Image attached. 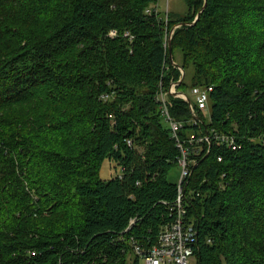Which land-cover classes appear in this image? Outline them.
<instances>
[{
  "label": "trees",
  "instance_id": "trees-1",
  "mask_svg": "<svg viewBox=\"0 0 264 264\" xmlns=\"http://www.w3.org/2000/svg\"><path fill=\"white\" fill-rule=\"evenodd\" d=\"M157 1L0 0V264H138L176 218L157 93L189 65L177 87L212 85L210 116L169 95L179 138L235 140L189 155L193 264H264V0Z\"/></svg>",
  "mask_w": 264,
  "mask_h": 264
},
{
  "label": "built area",
  "instance_id": "built-area-1",
  "mask_svg": "<svg viewBox=\"0 0 264 264\" xmlns=\"http://www.w3.org/2000/svg\"><path fill=\"white\" fill-rule=\"evenodd\" d=\"M168 38L169 33L166 36V40H168ZM173 85H175V83L171 81L168 90L160 89L157 93V100L160 102L162 115L168 122L172 135L175 137L176 144L180 149L181 156L178 160L180 165V176L177 182L178 195L174 203L177 214L175 220H171L161 228L157 237V243L147 254H143L138 245L134 246L135 253L141 256L140 258L143 259L144 264H192L196 228L192 223L185 222V209L181 204L183 180L190 171L188 169L189 163L195 162L194 158H190L189 155H198L203 150V143L205 141L211 142L212 138L227 144L233 149L235 148V140L232 134L219 133L213 128L210 132L208 131V133L205 134H199L197 136L195 133H190L186 139L179 138L178 131L182 127L183 122L175 119L169 112V106L171 105L169 92L174 89ZM210 91H212V85L206 87L200 86L194 89L195 102L191 100V104L189 105L190 112L194 116H196L195 109L200 112L203 118L206 119V116H208ZM193 122L196 123L197 119H193ZM186 143L188 144L186 145ZM193 143L198 144L196 145Z\"/></svg>",
  "mask_w": 264,
  "mask_h": 264
},
{
  "label": "rangeland",
  "instance_id": "rangeland-1",
  "mask_svg": "<svg viewBox=\"0 0 264 264\" xmlns=\"http://www.w3.org/2000/svg\"><path fill=\"white\" fill-rule=\"evenodd\" d=\"M157 7H158V10H160L161 12H166V11L170 10V12L173 14V16L174 15L177 16V15L183 14L185 12L186 3H185L184 0H158L157 1ZM173 57H174V62L175 63H178V64L181 63V52H180V50L177 47L174 49ZM192 73H193V68H192L191 65H189L186 68V70L184 71V76L183 77H182V71H181L180 78L177 81L174 82L175 83V85H173L174 89L169 92V95H172V96L175 95L177 97H181L185 101H187V98H189L190 100L195 102L194 89L197 88V87H200V86L195 85V86H192V87H187L185 89V91L180 90L177 87V85L184 79V77H185V82L188 83ZM187 103H188V101H187ZM189 105L190 104L188 103V106ZM189 110H190V108H189ZM209 114H210V104H209ZM209 114H208V116H209ZM208 116H206V119H205L207 122L209 120ZM189 134L190 133H188V135ZM209 143H211V142H209ZM196 156H195V159H196ZM191 164H193V163H189V165H188V169L189 170H191L190 169ZM119 171L120 170H119L118 167L115 168L113 166V163H111L109 160L105 159L102 162V164H101L99 174H100V176L102 178H108L111 175L119 173ZM179 173H180V167L175 165L169 170L168 178L171 181L176 182L178 177H179ZM189 223H191V222H189ZM138 264H144L142 258L139 259ZM192 264H193V261H192Z\"/></svg>",
  "mask_w": 264,
  "mask_h": 264
},
{
  "label": "water",
  "instance_id": "water-1",
  "mask_svg": "<svg viewBox=\"0 0 264 264\" xmlns=\"http://www.w3.org/2000/svg\"><path fill=\"white\" fill-rule=\"evenodd\" d=\"M200 11L196 14V16H195L194 20L192 21V23H194L196 21V19L198 18ZM172 31H173V29L170 31L169 38H168V51H169L170 58H172V47H171V40H170L171 39ZM172 62L175 65L177 64L173 60H172ZM179 69H181V71H182V77H183L184 76V70L182 68H180V67H179ZM187 101H188L189 104H191V100L189 98H187ZM194 117H196V116H194Z\"/></svg>",
  "mask_w": 264,
  "mask_h": 264
},
{
  "label": "bare ground",
  "instance_id": "bare-ground-1",
  "mask_svg": "<svg viewBox=\"0 0 264 264\" xmlns=\"http://www.w3.org/2000/svg\"><path fill=\"white\" fill-rule=\"evenodd\" d=\"M189 175H190V171L188 172V174H187V176L185 177V179L187 178V177H189ZM183 180V182L186 184V182H187V180ZM182 194H184V187H182ZM154 246V245H153ZM152 246V247H153ZM152 247H150L146 252H144L143 251V254H147L151 249H152ZM136 252V251H135Z\"/></svg>",
  "mask_w": 264,
  "mask_h": 264
}]
</instances>
